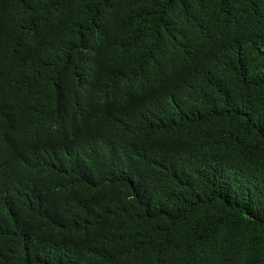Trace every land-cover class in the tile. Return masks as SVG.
I'll return each instance as SVG.
<instances>
[{
  "label": "trees",
  "instance_id": "obj_1",
  "mask_svg": "<svg viewBox=\"0 0 264 264\" xmlns=\"http://www.w3.org/2000/svg\"><path fill=\"white\" fill-rule=\"evenodd\" d=\"M0 264H264V0H0Z\"/></svg>",
  "mask_w": 264,
  "mask_h": 264
}]
</instances>
